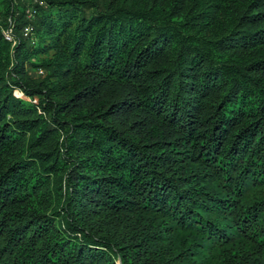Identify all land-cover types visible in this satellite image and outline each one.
<instances>
[{
    "label": "trees",
    "instance_id": "16d2710c",
    "mask_svg": "<svg viewBox=\"0 0 264 264\" xmlns=\"http://www.w3.org/2000/svg\"><path fill=\"white\" fill-rule=\"evenodd\" d=\"M29 3L0 0V264H264V0Z\"/></svg>",
    "mask_w": 264,
    "mask_h": 264
},
{
    "label": "built area",
    "instance_id": "2783aa9c",
    "mask_svg": "<svg viewBox=\"0 0 264 264\" xmlns=\"http://www.w3.org/2000/svg\"><path fill=\"white\" fill-rule=\"evenodd\" d=\"M35 16V9H28L27 17L29 19L34 18ZM8 25L2 28V34L4 38L9 41L12 45H14L17 42V38L12 30V23L10 18H8ZM0 23H1V17H0ZM20 33L22 37L26 38L27 40H32L33 35V25L31 23L25 24L21 30Z\"/></svg>",
    "mask_w": 264,
    "mask_h": 264
},
{
    "label": "rangeland",
    "instance_id": "374dc122",
    "mask_svg": "<svg viewBox=\"0 0 264 264\" xmlns=\"http://www.w3.org/2000/svg\"><path fill=\"white\" fill-rule=\"evenodd\" d=\"M36 0H16V2L19 4V6L25 5V12L27 14L28 9H34L33 5H31L29 2H35Z\"/></svg>",
    "mask_w": 264,
    "mask_h": 264
}]
</instances>
